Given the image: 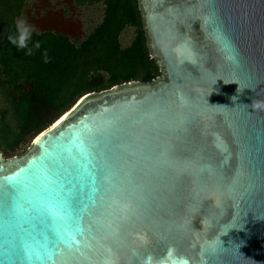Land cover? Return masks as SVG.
<instances>
[{
    "label": "water",
    "instance_id": "water-1",
    "mask_svg": "<svg viewBox=\"0 0 264 264\" xmlns=\"http://www.w3.org/2000/svg\"><path fill=\"white\" fill-rule=\"evenodd\" d=\"M138 4L162 77L87 93L0 152V199L26 178L32 205L12 245L0 214V264H29L25 245L43 264H264V0Z\"/></svg>",
    "mask_w": 264,
    "mask_h": 264
},
{
    "label": "trees",
    "instance_id": "trees-1",
    "mask_svg": "<svg viewBox=\"0 0 264 264\" xmlns=\"http://www.w3.org/2000/svg\"><path fill=\"white\" fill-rule=\"evenodd\" d=\"M38 1L0 0V152L5 158L23 154L83 95L162 76L138 0H54L52 6L51 0L45 6ZM90 5H98L100 18L86 28L80 9ZM20 17L34 27L32 39L40 43L32 55L7 39Z\"/></svg>",
    "mask_w": 264,
    "mask_h": 264
},
{
    "label": "snow or ice",
    "instance_id": "snow-or-ice-1",
    "mask_svg": "<svg viewBox=\"0 0 264 264\" xmlns=\"http://www.w3.org/2000/svg\"><path fill=\"white\" fill-rule=\"evenodd\" d=\"M27 187L28 184L26 183V178L11 181L9 190L5 191L3 193V198L0 199V210H2L0 214L3 216L6 246L13 244V241L8 239L9 236H13V240L15 239L11 230L18 225L19 219L28 213L32 207L30 201L28 208H23L22 205L18 203L21 196V189ZM44 207L50 218L53 220H60L63 216L67 215L68 211L71 209V202L69 199L65 198L57 203L45 202ZM4 254L6 256L9 254L8 247L5 248ZM24 254L29 264H43L46 257L50 259L55 253L47 250L43 252L37 251L30 246L25 245ZM5 264H14V262L7 260Z\"/></svg>",
    "mask_w": 264,
    "mask_h": 264
},
{
    "label": "clouds",
    "instance_id": "clouds-1",
    "mask_svg": "<svg viewBox=\"0 0 264 264\" xmlns=\"http://www.w3.org/2000/svg\"><path fill=\"white\" fill-rule=\"evenodd\" d=\"M35 29L33 26L29 25L27 21L23 18H17L14 21V30L11 32L7 39L10 45L15 46L18 51H22L24 55H32L33 49H39L40 43L38 41H33V33ZM44 62H48L47 52L43 53ZM241 90L240 88L238 91ZM233 101L236 97L232 98ZM249 107V105H247ZM250 107L253 111H264V100L253 99Z\"/></svg>",
    "mask_w": 264,
    "mask_h": 264
},
{
    "label": "rangeland",
    "instance_id": "rangeland-1",
    "mask_svg": "<svg viewBox=\"0 0 264 264\" xmlns=\"http://www.w3.org/2000/svg\"><path fill=\"white\" fill-rule=\"evenodd\" d=\"M54 0L49 1L51 6L54 3ZM39 6H45L47 5V0H41L37 2ZM80 20L84 23V26L87 28V26L90 24L96 23L100 18V10L98 9V5H90V6H84L80 9ZM54 22V21H53ZM30 25V24H29ZM123 41H126L128 39V35L124 34L122 37ZM160 76L159 78H161Z\"/></svg>",
    "mask_w": 264,
    "mask_h": 264
},
{
    "label": "bare ground",
    "instance_id": "bare-ground-1",
    "mask_svg": "<svg viewBox=\"0 0 264 264\" xmlns=\"http://www.w3.org/2000/svg\"><path fill=\"white\" fill-rule=\"evenodd\" d=\"M65 114V113H64Z\"/></svg>",
    "mask_w": 264,
    "mask_h": 264
}]
</instances>
